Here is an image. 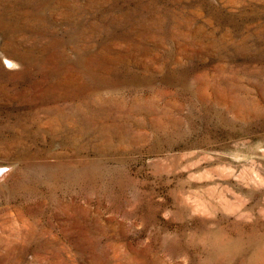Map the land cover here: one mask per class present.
<instances>
[{
    "label": "rangeland",
    "instance_id": "obj_1",
    "mask_svg": "<svg viewBox=\"0 0 264 264\" xmlns=\"http://www.w3.org/2000/svg\"><path fill=\"white\" fill-rule=\"evenodd\" d=\"M0 170V264H264V0H0Z\"/></svg>",
    "mask_w": 264,
    "mask_h": 264
},
{
    "label": "bare ground",
    "instance_id": "obj_2",
    "mask_svg": "<svg viewBox=\"0 0 264 264\" xmlns=\"http://www.w3.org/2000/svg\"><path fill=\"white\" fill-rule=\"evenodd\" d=\"M7 62H8V63H10V64H12V63H13V61H12V60H10V59H7Z\"/></svg>",
    "mask_w": 264,
    "mask_h": 264
},
{
    "label": "snow or ice",
    "instance_id": "obj_3",
    "mask_svg": "<svg viewBox=\"0 0 264 264\" xmlns=\"http://www.w3.org/2000/svg\"><path fill=\"white\" fill-rule=\"evenodd\" d=\"M0 171H3V170H0Z\"/></svg>",
    "mask_w": 264,
    "mask_h": 264
}]
</instances>
